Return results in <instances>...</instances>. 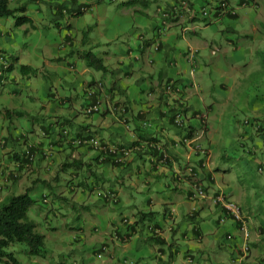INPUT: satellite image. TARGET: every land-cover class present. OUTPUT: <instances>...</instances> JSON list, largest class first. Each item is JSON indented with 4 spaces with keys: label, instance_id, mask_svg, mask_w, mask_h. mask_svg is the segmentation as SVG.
Instances as JSON below:
<instances>
[{
    "label": "clouds",
    "instance_id": "1",
    "mask_svg": "<svg viewBox=\"0 0 264 264\" xmlns=\"http://www.w3.org/2000/svg\"><path fill=\"white\" fill-rule=\"evenodd\" d=\"M216 2L217 0H211V4ZM237 2L238 0H232L230 6L234 11L242 12L240 20L242 30L238 33L241 40L236 47L244 48V56L240 59L230 55L218 56L215 59L209 57V63L199 73L196 71L198 64L194 57H186L184 63L177 64L178 70L185 76L189 72L195 74L193 78L207 74L214 84H223L224 89L210 93L201 92L197 88L188 90V96H184L183 99L178 96V107L179 104H183L189 109V114L178 111L175 126L169 124L166 119H157L155 112L148 114V117L141 121V127L153 128V134L160 137L161 143L157 147L163 145L165 156L171 153L175 166L184 163L183 159H180L184 153L179 149V144L184 139V123L191 119L192 110L204 109L202 116L197 113L195 127L188 130L195 139H192L194 143L193 141L189 143H193L196 151L202 152L208 148L209 158L205 162V168L200 169L199 179L191 177L189 181H184L185 176L191 175L189 170L181 172L180 181L176 182L179 189H183L187 183L188 188L196 195L191 198H186L183 194L173 196L174 203L164 200L155 202L166 204L167 207L173 208V211L175 207H179L182 212L177 215L185 217L191 216L194 210L207 209V205L213 201L203 191V180L208 170L218 166L220 171L211 173L223 186L221 197L216 199L223 203V193L230 190L234 210L241 207L243 209L237 215L247 218L245 224L248 227L245 232L240 233L241 239L234 240L233 237H229V244L223 245L231 255L215 246V241L223 239L217 236L220 228L209 227L208 233L202 237L204 243L201 248L193 253L199 257L195 264H258V261L264 260V234L258 232V226L264 224V204H260L256 197H253L250 203L245 199L248 194L257 191L264 196V133L257 131L258 128L264 127V107L258 102L257 105L248 107L246 111H241L248 100L244 95L246 86L254 77H258L264 83V0H249L248 4L243 5V10L236 8ZM121 3L122 0H75V2L74 0H0V93H2L0 108L11 107L14 110L19 108L25 112V120L31 116H43L45 121L51 122L67 117L78 124L87 117L89 111L81 107L85 98L77 99L78 92L87 91L89 95L97 93L101 107L111 106L110 96L113 94L118 99H123L120 95L121 86L126 85L129 78L124 72L118 71L121 67L120 61L131 60L137 55L134 52L124 55L129 45L138 41L157 39L151 24L159 23V13L153 14L152 8L139 9L138 4L131 8H122ZM77 8L79 13L75 11ZM58 9L62 15L58 14ZM137 9L140 15H137ZM145 13H148L147 18L144 17ZM203 14H209L207 8L203 10ZM122 18H126V22L132 26L131 31H125L122 26L117 25V21ZM142 19L144 23H141ZM67 25L72 26L70 30ZM66 36L70 38L66 39ZM89 52L95 60L103 61L107 71L88 66L85 54ZM22 65L27 67L22 69ZM147 70L154 72L156 69L149 66ZM142 74L143 70L137 64L131 78L138 79ZM89 80L96 82L94 86L89 87ZM13 88H19L22 95L19 97L10 95ZM48 88H52L56 95L54 98L44 99V92ZM110 88L115 91L110 93ZM165 94L171 101V92L165 90ZM69 95L73 97L72 106L64 108L60 105V100ZM30 101L34 102L30 103ZM209 103L213 106L211 110H207ZM40 105H43L42 111ZM138 108L139 105H132L133 112ZM258 108L260 110H257ZM119 114L120 110L114 109L111 118L114 119ZM233 117L237 121L234 125ZM253 117L258 119H252ZM0 120H3L2 113ZM3 122L7 126V121L3 120ZM16 123L19 124V121ZM116 123L122 126L123 131L116 135L114 141L110 135L111 129H105L102 134L94 135L93 139L87 142L94 145L97 152L101 151V142L112 152H123L122 156L117 155V160L125 162L127 167L122 166L119 169L110 167L107 173L102 174L100 181L81 171L79 178L64 173L59 182L54 183L52 177L56 170L50 165L34 168L9 162L6 154L19 149L13 148L11 144L0 148V157H3L0 159V241H8L7 247L0 246V251L12 252L21 264H34L33 257L27 251V244L16 243L14 236L9 240L5 220L10 222V226L15 224L26 228L27 231L23 232L26 240L39 241L46 246L48 254L42 264H56L57 254L71 248L70 244L64 243L65 236L81 230L84 231L86 243L94 240L99 245L107 236L110 247L105 248V252H112L117 247L116 238L111 234L113 225L123 229L125 224H132L138 214L149 211L143 204L144 195L139 199L127 195L133 191L132 187H128L133 184L129 177L134 175L137 169L145 173L143 182L139 179L135 181V187L139 188L147 184L153 174L152 165L149 163L152 157L149 154L141 152L140 158L133 155L134 151H140L141 148L139 146L134 148L132 142L137 141L138 145L141 142L137 134L132 131V124L125 123L123 119ZM70 131L71 129H65L66 134ZM172 140L177 141L175 147L171 144ZM3 143L4 141L0 139V145ZM143 146L146 147V144ZM237 151L241 153L239 158L227 159L231 153ZM91 155L92 153L89 152L81 159L88 163L90 172H95L98 169L90 160ZM222 155L226 162H221ZM257 164L260 166L257 167ZM17 167H20L21 171H15ZM225 169L227 172L224 171ZM10 171L14 177L11 180ZM85 175H88L85 184L94 185L95 196L92 192L77 187L78 179H84ZM172 175L175 176L176 173L173 172ZM69 180L74 181L70 192L65 187ZM124 180L128 181V185L121 187ZM168 180L169 177L164 176L161 181H154L149 185L147 195L155 197V189L161 188ZM45 181L47 184L44 183ZM109 186H115L119 191L124 192L127 195V202L134 205L122 209L126 218L123 223L121 217L115 211L109 213L108 205L99 199L102 195L109 196L106 190ZM208 190L214 193L217 185H208ZM65 195L68 197L67 201L58 199ZM13 196L17 198L12 200L11 206L6 210L2 205ZM112 198L109 196L110 200ZM84 206L87 208L85 209ZM77 215L81 217L79 221L75 219ZM219 215V212H211V210L201 211L200 217L186 222L187 227L191 230L193 226L198 227L200 222L211 225ZM201 217L208 219L201 221ZM101 218L106 221L105 227L97 228L96 233L93 234L92 227L98 224ZM228 219L229 217L222 218L220 225ZM145 223L147 224V221ZM168 223L175 226L174 221ZM147 231L146 227L138 233L140 235L138 246L143 244L144 233ZM209 234L212 236V242L207 240ZM235 235L236 233H233V236ZM192 240L194 237L189 232L185 241ZM176 243L179 244L180 240L177 239ZM158 247L160 245L154 244L153 250ZM77 248L80 249V254L72 257V264H80V261L91 255L90 252H83L79 244ZM180 255L183 256V249ZM6 260L7 257H0V264H5ZM125 264H135V258L130 257ZM150 264H158V260L154 259Z\"/></svg>",
    "mask_w": 264,
    "mask_h": 264
},
{
    "label": "crops",
    "instance_id": "2",
    "mask_svg": "<svg viewBox=\"0 0 264 264\" xmlns=\"http://www.w3.org/2000/svg\"><path fill=\"white\" fill-rule=\"evenodd\" d=\"M179 1L182 0H164L165 6H172V8L168 7L167 9V12H170V18L177 16V21L172 22L173 20H171L170 18L164 20V15L159 10L160 7L162 9L164 7H158L157 11L159 12V23H157L153 28L157 39L138 41L133 44L134 48L129 45L127 51L124 52L125 56L132 52L136 53L137 55L133 56L131 60L120 61L121 67L118 69V71L124 72L125 76L129 78V82L126 85L121 86L120 95L123 97V99H118L115 94L111 95V106L106 105L104 107H100V111L97 113L87 114V117L78 124H76L74 120L67 119V117H61L56 121L49 122L48 126L39 125V129L37 130V128L35 127L36 125L34 126V123H32L33 130H31V135H29L30 132L28 130H25L21 125L22 118L17 119L15 117H12V127L16 128L19 126L20 129H23L25 133L21 131L14 137L13 140L17 143L15 144L14 148L19 150L12 151L6 154L8 161L21 165H29L34 168L40 165H43L45 167H49L50 165L51 168H54L56 170L53 174L52 179L54 183H58L61 179L59 175L60 171H67V168L71 166L72 163H74V165H79L80 168L83 166H87L88 163L81 159V157L91 152L92 155L90 157V160L94 162L95 167L96 169H98V171L90 172L89 170L88 173L96 181H100L102 179V174L107 173L110 167L116 169H119L122 166L125 168L127 167V164L125 162H117V155L122 156L123 152L113 153L111 150L107 149V146L103 142H101V144L106 148L101 149V151L97 152L96 148L76 145V143L73 142L74 138L83 136L94 137V135L96 134H102V131L105 129H111L110 135L112 136L114 141L116 135L123 131L122 126L118 125L116 121L123 119L125 123L132 124V131L137 134L138 140L141 142L140 145H138L137 141L132 142V146L134 148L138 146L141 148L140 151H134L133 155L135 157L140 158L141 152L150 151L151 148L150 141L142 138L141 135L146 137L147 133L152 134L154 137H156V139L160 141L158 143H155V145L160 144V137L153 134V128L144 129L143 127H141V121H144L148 117V114L155 112L157 119H166L167 122L170 123L169 112L173 108H178V96L183 99L184 96H188V90L191 89L199 88L201 92L213 89V86L209 88V76L207 74L194 79L190 75V72L185 76L178 70L177 64L184 63V60L186 58V50L188 48H196L198 50V59L196 60L198 64V73L202 68H204L206 64L209 63V60L204 55V49L210 50V57H212L213 59H215L217 56L227 55V50L223 47V44L218 43L216 40H211L210 42H208V40L201 36L200 32H198V30L201 29V27L198 25V21L200 22L202 19V14L200 12L202 9V0H191L192 3H194L191 10H188L189 8L186 6L181 7ZM209 1L211 3V0ZM219 1L220 0H217V2L215 4H211V6H217V4L220 5ZM226 2L228 5L227 8H219L216 10L215 14L214 11H211L212 16L208 18V20L204 23L205 26L211 25L213 22L214 24H223L228 18H231L228 14V11L233 9L230 6L232 0H226ZM241 3H243V0H238L236 5L242 6L240 5ZM174 5H176V7L178 6V8L175 9ZM208 8H210V6H207V9ZM235 12V17L231 19H238L241 17L239 11ZM138 13L140 12L137 9V14ZM145 14L146 16H148V13ZM194 14L198 17L197 21L191 22V18L192 16H194ZM208 22H211V24H207ZM117 25L122 26L123 30L125 31L132 30V26L126 22V18L118 20ZM192 25H195V27H191ZM71 27L72 26L69 25L68 29L70 30ZM206 29L207 28L201 30ZM227 31L239 33V31L235 30L233 26H229L227 28ZM65 38L69 37L66 36ZM224 39L227 42V45H230L235 51L243 50L242 47L237 49L236 46L239 42H237V40H235L234 38H230L228 36ZM157 43L161 44L158 50L155 49ZM153 45H155V47H153ZM176 51H178V56L173 55V53H175ZM105 55H107V53H105ZM137 64H139L140 68L143 70V74L138 79H132L131 77L133 76V69L136 68ZM149 66L154 67L156 70L154 72L148 71L147 69ZM192 79H194V81H192ZM168 81H172L174 84V91L173 93H171V101H169L168 96L165 94V83H167ZM95 83L96 82L94 80L88 81L89 87L94 86ZM201 84H203V87H201ZM249 86L250 83L244 89V95H246ZM217 87L219 90L224 89L223 84H218ZM257 89L259 91L257 94H255L254 96L248 95L247 104L241 108L242 112L246 111L248 107L257 105L258 102L262 107H264V83H262V86H258ZM114 91V89H109L110 93ZM0 95H2V93H0ZM10 95H15L18 97L17 88H13ZM55 95L56 93H53L51 95L52 98H54ZM80 97H84V100H86V104L81 105V107L85 109L91 104L101 103V101L98 99L97 93L89 96L87 91H80L77 93L76 98L78 99ZM209 100H211V96H209ZM72 101L73 97L69 95L60 100V105L64 108H70L72 106ZM133 104L139 105V108L134 112L132 111ZM179 107H183L185 109V111L183 112L186 115L189 114V109L183 104H179ZM212 108V104L209 103L207 106V110H211ZM5 109L14 110L11 107L0 108V111L3 115V120H6L5 115H7V113L5 114L4 112ZM114 109H119L120 114L115 116V118L113 119L111 117H113ZM15 110H18V108ZM257 110L260 109L258 108ZM204 111V109L192 110L190 112L191 119L184 123V127H188V130L190 128L193 129L196 125L197 113L199 112L202 116ZM252 119H258V117H253ZM3 120H0V139L2 140H4L5 138V129L7 130ZM41 120H44L43 116H36V119L34 121L38 122ZM16 121H19L18 125ZM236 122L237 121L235 117H233L232 124L234 125ZM65 129H71V131L69 132L70 137H66L62 134ZM257 131L260 133H264V127L258 128ZM30 141H32V143H30ZM193 143H189L185 141V139L180 142L179 149L184 153V155L180 157V159H183L184 163L175 166L170 152L168 154V161L165 163H160L159 160L156 159L157 156L153 157L152 155L147 153L152 157V160H150L149 163L152 165L151 173L153 175L152 179H150L147 184H144L143 187H135V181L137 179H139L141 182H143L145 179V173L143 171H140L139 169L136 170V173L134 175L129 177V179H131L133 182L132 185H128V181L124 180L121 187H123L124 185H128V187L133 188V191L131 193H128L127 195L135 197L136 199H139L141 195H144L143 204L145 208L149 209V211L138 214L137 219L133 221L132 224H125L123 229L117 228L115 225H113V231L111 234L116 238L115 242L117 247L112 252H105V248L110 247V245L107 243V236H105L104 240L100 241L99 245H97L96 243L94 251H98L97 253L106 255V259L102 261V263L105 262L104 264H125V261H128L131 257L129 253L132 254L133 251H136L138 253L141 251H149V242L158 244V242L155 240H148V237L151 234L150 231L152 233H158L160 239L163 240V246L155 248V254L152 255L153 259L158 260V264H185V262H188V264H195L199 257L194 255L193 253L201 248V245L204 243L202 237H204L205 234L208 233L209 227L220 228L217 236L222 237L223 239L215 241V246L217 248H220L225 253H228V251L223 247V245L229 244V237H233L234 240L241 239L240 233L242 231L240 230L239 224L233 221L229 216H227L220 206L214 204L213 196L216 195L217 192L222 193L223 189V186L220 185L219 182L215 180L211 174L212 172L220 171H214L217 166L208 170L203 180V190L209 197H211L213 201L212 203L207 205V209L194 210L191 216L185 217L184 215H177V213L182 212L181 208L175 207V211H173V208L167 207L166 204H157L155 202L156 200L173 202L172 197L179 196L180 194H183L186 198H191L193 195H196V193L188 188L187 183H185L183 189H179L176 184L177 181H180L181 172H187L190 170L191 175L184 177V181H189L191 177H197L199 179L200 169L205 168V162L209 158V149L205 148L202 152H198L194 148ZM144 144H146V147L143 146ZM171 144L173 147H175L177 141L172 140ZM229 144H231V140H229ZM121 147H123V145H121ZM161 147L162 148L159 149V152L157 154L158 156L159 154L165 155L163 145ZM0 148H3V146L0 145ZM15 154L16 156H14ZM231 154L233 156H231L232 159L239 158L241 156V153L239 151L233 152ZM249 155H251V153H249ZM0 159H3V157H0ZM200 159H204V163L202 166L198 165L197 163L198 161H200ZM221 162L224 161L221 160ZM259 166L260 165L257 164V167ZM15 171H21V168L17 167ZM81 171L82 170L79 169L78 172L69 173V175L79 178ZM173 172L176 173L175 176L172 175ZM164 176H168L169 180L165 182L161 188L155 189L156 196L154 197L152 195H147V193L149 192V185H152L154 181H161ZM9 179H14L11 171L9 172ZM85 180L86 175L84 176V179H78L77 187L88 192H92L93 196H95V193L93 191L94 185L92 188H89V185L85 184ZM44 183L47 184V181H45ZM73 183V180H69L65 185L69 192L72 191L71 185ZM211 184L217 185V190L214 193L209 192L208 190V185ZM106 190L109 196H112L113 198L110 200L109 196L102 195L101 197H99V199H102L104 204L108 205V210H122L134 206L127 202V195L124 192L119 191L115 186H109ZM224 194L227 197L231 198L232 193L230 190L225 191ZM253 197H256L260 204H264V196H261L258 191L251 192L245 197V199H247V201L250 203ZM60 198L67 199L68 197L65 195L64 197ZM73 209H75V205H73ZM205 210H211V212H219L220 215L217 216L214 221H212L211 225H209L208 223L200 222L198 227L193 226L191 230H189L186 226L182 230L181 222L183 224V221H192L196 217H200V212ZM257 210H260L259 204L257 205ZM120 217L123 223V220L126 219L123 216V212H120ZM224 217H229V219L223 225H220V220ZM75 218L77 219L78 215ZM207 219L208 217H201V221ZM146 221L147 224L145 223ZM168 221H174L175 226L169 224ZM202 223L204 224V227L201 226ZM149 225L150 227H148ZM151 225H156L154 231L151 229ZM146 227L148 228V231L144 233L143 244L138 246V242L140 241V235H138V233L142 232ZM97 228H99L97 224L92 227L93 234L96 233ZM54 230L55 229H53V231ZM79 232L82 235H76L74 241H76V244H79L81 249L84 250L86 245L90 243L85 242L84 231L81 230L77 233ZM189 232L191 233V236L194 237V240L186 242L185 237L189 235ZM258 232L260 234H264V224L258 226ZM233 233H236V235L233 236ZM180 236L183 239L182 241L184 243V246H179V244L176 243V240L179 239ZM207 240L209 242H212V236L210 234L207 235ZM250 243L252 242L250 241ZM181 249H183L182 257L180 255ZM76 250L80 249L77 248ZM71 251H75V249ZM228 255L231 254L228 253ZM144 256L145 254L142 252L140 256L136 257L135 264H150L142 262L141 259H143ZM258 264H264V260L258 261Z\"/></svg>",
    "mask_w": 264,
    "mask_h": 264
},
{
    "label": "rangeland",
    "instance_id": "3",
    "mask_svg": "<svg viewBox=\"0 0 264 264\" xmlns=\"http://www.w3.org/2000/svg\"><path fill=\"white\" fill-rule=\"evenodd\" d=\"M127 1H130V0H126V2ZM149 1L151 2V5L149 6V8H152L153 14L156 13V12H158L157 11L158 10V6H165L164 5L165 4L164 3V0H149ZM131 4H133V3H131ZM137 4L139 6H141V2H137L136 5ZM127 6H128V4H126V6H123V0H122V3L120 5V7L126 8ZM236 8H239V9L243 10L244 6L236 5ZM239 14L242 15V12L239 11ZM137 15H140V13L137 14ZM144 17L147 18L146 14H144ZM240 20H241V17L238 18V19L228 18L225 21V23H223V24L222 23L214 24V22H213L211 25H207V26H205L204 25L205 22L201 20L200 22L198 21V25L201 27V29H204V28H207V29L206 30H201L200 29V30H198V32H200L201 36H203L205 39H207L208 42H210L211 40H216L218 43L223 44V47L227 50V55H230V56H232V57H234L236 59H240V58H242L244 56V52H245L244 48H243V50H237V51H235L230 45H227V42L224 39L225 37H228L229 36L230 38H234L235 40H237V42H240L241 36H239L237 32L227 31V28L229 26H233V28L235 30H237V31H239V33H241L242 25L240 24ZM141 23H144V20L143 19L141 20ZM156 24L157 23H152L151 24V29L152 30H153V28H154V26ZM131 46L134 48V45L133 44H131ZM194 49H196V48H194ZM204 51H205L204 55L208 59L210 57V50L209 49H204ZM175 56H178V51L175 52ZM194 57H195L196 60L198 59L197 58L198 57L197 52L194 54ZM196 71L198 73V70H196ZM194 79H192V81H194ZM212 86H213V89L207 90L208 92L214 93V92L220 91L218 89V87H217L218 84H214L212 82V79L209 77V88H211ZM258 86H262V82L259 80L258 77H254L252 79V81L250 82V86H249V88L247 90L246 96L247 97H248V95H253L254 96L255 94H257L259 92L258 89H257ZM17 90H18V97H19L20 95H22V92H21V90L19 88H17ZM51 92L56 93L52 88H48L44 92V99H51L52 98V96L50 95ZM242 101H243V98H242ZM31 102H34V101H30V103ZM83 104H86V100H84V103ZM42 106L43 105H40L39 106L40 109H41V111L43 110ZM18 110H19V108H18ZM32 123H34V126L36 125L35 127L37 128V130L39 129L38 128L39 125H46L47 123L49 124V122L45 121V119L44 120H41V121H38V122H36L34 120L33 121H29V120L21 119V125L24 127L25 130H28L30 132L29 135H31V130H33ZM0 125H1V121H0ZM18 129H20L19 126L16 127V128L12 127V129L10 130V132H8V130L5 129L4 135L9 138V142H8L7 146L9 144H11L13 146V148H14L15 145H14L12 139H10V138L15 137L16 135H18L21 132V131H18ZM39 132H40V130H39ZM231 156H232V154L229 155V157H231ZM229 160H231V159H229ZM217 168H219V167L217 166L216 169ZM70 169H71V172H69ZM80 169L84 173L89 174L88 173V169H89V166L88 165L87 166H83ZM78 171H79V169L75 168L74 166H69L67 168V171L62 170V171H60L59 175L61 177L66 172H68V173H74V172H78ZM224 171H227V169H225ZM87 179H88V175H86V180ZM88 185H89V188H92L93 187L92 184H88ZM49 192L51 193V189H49ZM214 197H215V195L213 196V200H214ZM58 199H60L62 201H67L68 198L66 199V198H60L59 197ZM84 207H85V209L87 208V206H84ZM73 210L75 211V209H73ZM112 211H115L118 214V216H120V212H123L122 210H108L109 213L112 212ZM80 219H81V217L78 215V218L76 220L79 221ZM105 224H106V221L103 218H101L100 221H99V223L97 224V226L100 229H103L105 227ZM186 226H187V223L186 222L183 221V224L181 222V228H182V230ZM201 226L204 227V224L202 223ZM150 233H151V231H150ZM178 234H179V232H178ZM76 235L79 236V235H82V234L80 232L79 233L75 232V233H71V234H68V235L65 236L64 243L65 244H70L71 245V248L70 249H66L64 252H60V253L57 254L56 264H72V257L74 255H79L80 254V250H76L77 249L76 248V246H77L76 243L77 242L74 241V238H75ZM179 240H180L179 246H184V243L182 241L183 239H182L181 236L179 237ZM71 242H73V243H71ZM18 244H21V243H18ZM153 245H154V243H150L149 242V245H148L149 251H141L139 253L136 252V251H133L132 254L129 253V255L131 257H134L136 259V257L140 256V254L143 252L145 254V256L143 257V259H141L142 262H144V263H150L152 260H154L153 257H152V255L155 254V251L153 250ZM95 246H96V242H94V241H92L90 244H87L86 245V247L83 250V252H90L91 255L89 257H85L82 261H80V264H104L105 263V262L102 263V261H104L106 259V255H103L102 253L101 254L96 253L94 251ZM44 249H45V252L43 253V256H32L33 259H34V264H42V261L46 258L47 254H48V249L46 248V246H45ZM73 249H75V251H71ZM17 260L19 261V264H21L20 260L19 259H17ZM5 264H7V263L5 262Z\"/></svg>",
    "mask_w": 264,
    "mask_h": 264
},
{
    "label": "trees",
    "instance_id": "4",
    "mask_svg": "<svg viewBox=\"0 0 264 264\" xmlns=\"http://www.w3.org/2000/svg\"><path fill=\"white\" fill-rule=\"evenodd\" d=\"M74 2H75V0H74ZM137 2H141V6H139V9H146V8H149V6L151 5V2L149 1V0H130V1H127V2H123V6H126V4H128V6L126 7V8H130V7H134L135 5H136V3ZM180 2V5H181V7L183 6V7H188L189 9L188 10H191L192 9V7H193V5H194V3H192V1L191 0H182V1H179ZM248 2H249V0H243V3H241L240 5H246V4H248ZM131 3H133V4H131ZM219 4L220 5H218L217 4V6L216 5H212V6H210V8H208V15H204L203 14V10L204 9H206L207 8V6H209V5H211V3H210V1L209 0H202V6H201V17H202V21H204V22H206L207 20H208V18H210L212 15H211V11H214V14L216 13V10L217 9H219V8H223V9H225V8H227L228 7V5H227V2H226V0H220L219 1ZM158 7H160V6H158ZM162 7H164L163 9L160 7V12L164 15H162L163 16V18H164V20H167L168 18H170V12H167V9H168V7L169 8H172V6L170 7L169 5H167V6H162ZM174 8L176 9V8H178V6L176 7V5H174ZM173 8V9H174ZM139 9H138V11H139ZM180 10V9H179ZM194 10V9H193ZM75 11L77 12V13H79V8H77V9H75ZM234 12V13H233ZM58 14H61L62 15V12H60L59 11V9H58ZM139 14V13H138ZM228 14H229V16L231 17V18H234L235 17V11L232 9V10H230V11H228ZM197 15H195L194 14V16H192V18H191V22H196L197 21ZM171 20H173L172 22H175V21H177V19H178V17L176 16V17H171L170 18ZM207 24H211V22H208ZM68 27H69V25H67ZM70 38V37H69ZM69 38H66V39H69ZM161 46V44L160 43H157V45H156V47H155V49L156 50H158L159 49V47ZM188 50V49H187ZM187 50H186V53H187ZM85 58L86 59H88V66L89 67H93L94 69H98V70H103V71H107V69L106 68H104V66H103V61H99V60H95V58H92V53H86L85 54ZM17 59H18V57H17ZM22 67V69L23 68H26L27 67V65H22L21 66ZM10 70V69H9ZM173 82L172 81H168L167 83H165V89H166V87L168 86V85H171L172 86V89H173V91H174V84H172ZM167 91V90H166ZM53 93L51 92V94L50 95H52ZM94 94V93H93ZM92 94V95H93ZM92 95H89V96H92ZM96 104V103H95ZM92 105H94V104H91V105H89L88 107H90V106H92ZM87 107V108H88ZM86 108V109H87ZM178 111H185V109L183 108V107H176L175 109L173 108L172 110H170V112H169V118H170V123L169 124H171V125H173V126H175V121H174V117H175V115H176V113L178 112ZM5 114L7 113V115H5V119L7 120V122H8V124H7V126H6V128H7V130L10 132V130L12 129V122H13V118L12 117H15V118H17V119H19V118H22V119H24V116H25V112L24 111H21V110H11V109H5ZM0 113H1V111H0ZM8 115H9V117H8ZM11 115V116H10ZM36 119V116H31V117H29V119H27V120H29V121H33V120H35ZM64 124V123H63ZM49 124H46V126H48ZM184 129H185V132H184V139L185 140H192V139H194V136H193V134L190 132V131H188V127H184ZM191 129V128H190ZM62 134H63V132H62ZM142 136V138H144V139H147L148 141H150V151H145L146 153H149L150 155H152L153 157L154 156H157V160H159V162L160 163H165V162H167L168 161V156H165V155H163V154H159V156L157 155L158 154V152H159V149H161L162 147H157V145H155V143H158V142H160L158 139H156V137H154L152 134H149V133H147L146 134V137H144L143 135H141ZM10 139H12V141H13V143H14V145L15 144H17L16 143V141H14L13 139H14V137L13 138H10ZM183 139V140H184ZM4 143L2 144V146L3 147H7V144H8V142H9V138L8 137H6L5 136V138H4ZM195 148V147H194ZM199 152V151H198ZM14 154V153H13ZM139 154H140V152H139ZM141 155V154H140ZM163 155V156H162ZM14 156H16V154L14 155ZM227 159L229 160V159H232V157H227ZM220 160H223L224 162H226L225 161V158H224V156L222 155L221 156V158H220ZM116 161V160H115ZM117 162H119V160H117ZM198 163V165H200V166H202L203 165V163H204V159H200V161H198L197 162ZM71 166H74L75 168H77V169H80V166L79 165H74V163H72L71 164ZM199 167V166H198ZM201 168V167H200ZM90 169H88V171H89ZM220 169L219 168H217V169H214V171H219ZM217 194H218V192H217ZM17 197H15V196H13V197H10L9 199H8V202L7 203H4L3 205H2V207L3 208H5L6 210L11 206V202H12V200L13 199H16ZM149 214H151V213H149ZM4 224H5V229H6V234H8L9 235V240H12V238H13V236L15 237V241H16V243H21V244H27L28 245V248H27V251H28V253L31 255V256H43V253L45 252V245L44 244H42L41 242H39V241H32V240H26L25 239V237H24V235H23V232L24 231H27V229L26 228H24L22 225H15V224H11V226H10V222L8 221V220H5L4 221ZM152 226V225H151ZM156 227V225H154V226H152V230L154 231L155 228ZM18 230H20V231H18ZM148 240L149 241H152V240H155V241H157L158 242V245H160V246H163V240H161L160 239V236L158 235V233H152L151 232V234H150V236L148 237ZM7 245H8V241H0V246H3V247H7ZM96 253L98 252V251H95ZM100 252V251H99ZM0 257H7V260L5 261L7 264H19V261L15 258V256L13 255V253L12 252H7V251H0Z\"/></svg>",
    "mask_w": 264,
    "mask_h": 264
},
{
    "label": "built area",
    "instance_id": "5",
    "mask_svg": "<svg viewBox=\"0 0 264 264\" xmlns=\"http://www.w3.org/2000/svg\"><path fill=\"white\" fill-rule=\"evenodd\" d=\"M234 13V12H233ZM197 52V49L194 48H188L186 56L185 57H194V54ZM195 58V57H194ZM190 75L192 77H194V73L190 72ZM167 91H170L171 93H173V89L171 85H168L166 88ZM101 103H96L90 107H88L87 109L89 110L87 114H92V113H97L100 111V106ZM177 114V113H176ZM174 121L176 123V115L174 117ZM184 126V125H183ZM63 135L66 137H70V133L68 132L67 134L65 133V130L63 131ZM93 137L91 136H83V137H78V138H74L73 142L76 143V145H80V146H86V147H92V148H96L94 145H91L89 143H87L88 141L92 140ZM187 142L189 141H193V140H185ZM100 148L101 149H105L106 147H104L102 144H100ZM115 153V152H113ZM204 191V190H203ZM222 193H218L215 197H214V204L217 206H220L222 208V210L224 211V213L229 216L233 221H235L236 223L239 224L240 226V230L242 232H245L247 229V225L245 224V220L247 219L246 217L241 218L240 216L237 215L238 212H242V208H237L234 210L233 206H232V200L231 198L227 197L224 193H223V203H221L220 200H217L216 197H221Z\"/></svg>",
    "mask_w": 264,
    "mask_h": 264
}]
</instances>
